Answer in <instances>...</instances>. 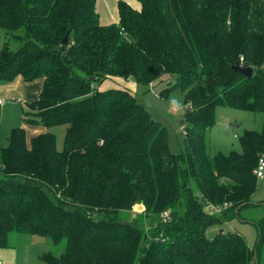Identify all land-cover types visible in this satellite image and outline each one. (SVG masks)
<instances>
[{
	"label": "trees",
	"instance_id": "trees-1",
	"mask_svg": "<svg viewBox=\"0 0 264 264\" xmlns=\"http://www.w3.org/2000/svg\"><path fill=\"white\" fill-rule=\"evenodd\" d=\"M97 1L0 0V29L21 43H3L0 84L42 78L23 119L49 129L14 127L0 147V248L18 232L65 241L44 264H264V215L254 248L235 231L207 236L255 206L264 128L244 131L242 152L211 155L206 139L220 106L264 112V0H120L109 25ZM167 78L160 95L181 89L189 104L186 152L133 92L100 89Z\"/></svg>",
	"mask_w": 264,
	"mask_h": 264
},
{
	"label": "rangeland",
	"instance_id": "rangeland-1",
	"mask_svg": "<svg viewBox=\"0 0 264 264\" xmlns=\"http://www.w3.org/2000/svg\"><path fill=\"white\" fill-rule=\"evenodd\" d=\"M136 2L141 7V3L138 0ZM19 33L23 35L24 29H20ZM10 38L11 36L8 31L0 29V48L7 40L10 41V46L14 50L21 45L19 41ZM129 80L131 81L129 82ZM168 80L169 78L163 81L156 80L146 85L138 83L134 79H120L118 83L114 81V83H110L109 85L125 87L133 92L139 102L150 112L153 119L160 122L166 128L171 151L174 153L186 152L187 143L183 132L185 124H183L182 119L184 118L185 110L189 108V104L185 103L184 93L181 89H175L170 93L169 97L160 95V91L167 86ZM105 85L102 87H106ZM5 97L7 98L5 99L6 103L0 107V146L8 145L11 129L14 127H25L26 122L23 118L31 116V114L25 113L30 109L24 100H14L10 96ZM173 101L176 103L174 104ZM35 126H27L29 129V139L34 135L32 129H37ZM41 127L45 131V127L43 126H39L38 128ZM263 128L264 112L220 106L216 110L215 125L207 133L208 151L211 155H215L218 152L226 154L231 151L242 152L241 136L244 134V131L257 130L261 132ZM66 129V125L50 128L57 135L59 149L63 148ZM251 203L255 204V206L242 210V217H236L224 224L210 227L207 231V236L213 238L221 230L226 232L235 231L245 238L251 248H254L259 234L256 221L264 215V205H259L264 204V176L258 177L257 189L251 198ZM134 208L137 211H141L136 206ZM209 210L213 211V208ZM10 242L15 248H4V250L12 257V264H44L41 259L42 254L52 251L59 255L65 249V241L60 245H54L49 237L32 235L30 233L13 232L10 236ZM8 259L11 258L8 257ZM0 261L3 263L5 261L6 263V260L2 257ZM249 264H254V262L252 261Z\"/></svg>",
	"mask_w": 264,
	"mask_h": 264
},
{
	"label": "crops",
	"instance_id": "crops-1",
	"mask_svg": "<svg viewBox=\"0 0 264 264\" xmlns=\"http://www.w3.org/2000/svg\"><path fill=\"white\" fill-rule=\"evenodd\" d=\"M119 1L120 0H98L97 1L96 8L100 15V20L102 24L109 25V24L119 22V8H118ZM123 1L128 2L132 7H134L137 10L141 9V7H139V4L136 2V0H123ZM114 81L117 83L119 82V80H107L104 82L106 85L102 84L100 86V89H107V88L114 87V86L109 85L110 83H114ZM130 81L131 80H129V82ZM43 83H44V80L42 78L37 79L35 81L28 82V81H25L21 76H19L13 82L6 83V84H0V99L4 100V103L0 104V107L4 106L6 103L5 99L7 98L5 96L7 97L10 96L14 100L16 99L24 100L25 104L28 106L29 103L38 99L41 93V90L43 88ZM104 85L106 87H102ZM119 88H125V87H119ZM24 110L25 109L23 107V111ZM27 126L29 127L30 125L26 124L24 128H26L27 134H28L29 129ZM32 126L34 127V125ZM35 127L37 129H32V132L34 135L48 130L47 128H45V131H44V128L42 127L41 128H38L39 126H35ZM0 147H3V146H0ZM14 248L15 246L11 244V247L5 248V249H14ZM1 257L6 260V263L4 261V263L2 262V264H12L11 263L12 257L10 256V254H8L4 250V248L0 250V258ZM8 257H10L11 259H8Z\"/></svg>",
	"mask_w": 264,
	"mask_h": 264
},
{
	"label": "water",
	"instance_id": "water-1",
	"mask_svg": "<svg viewBox=\"0 0 264 264\" xmlns=\"http://www.w3.org/2000/svg\"><path fill=\"white\" fill-rule=\"evenodd\" d=\"M68 39H69V33L66 34V36L63 40V43L66 44L68 42ZM234 69L243 73L247 77H251L253 75V68L252 67L243 66L241 64H238V65L234 66ZM136 208L139 210H142L144 208V206L142 204H137ZM221 232H223V230H221ZM255 264H258L257 257L255 258Z\"/></svg>",
	"mask_w": 264,
	"mask_h": 264
},
{
	"label": "built area",
	"instance_id": "built-area-1",
	"mask_svg": "<svg viewBox=\"0 0 264 264\" xmlns=\"http://www.w3.org/2000/svg\"><path fill=\"white\" fill-rule=\"evenodd\" d=\"M4 100L0 99V104H3ZM184 134H186V126H184V130H183ZM254 173L257 177H262L264 176V153L260 156L259 161H258V165L254 170ZM214 210H216L217 212H220L221 209L220 208H213ZM165 215H167V212H165ZM0 264H2V262L0 261Z\"/></svg>",
	"mask_w": 264,
	"mask_h": 264
},
{
	"label": "clouds",
	"instance_id": "clouds-1",
	"mask_svg": "<svg viewBox=\"0 0 264 264\" xmlns=\"http://www.w3.org/2000/svg\"><path fill=\"white\" fill-rule=\"evenodd\" d=\"M173 103L175 104L176 102H175V101H173Z\"/></svg>",
	"mask_w": 264,
	"mask_h": 264
}]
</instances>
